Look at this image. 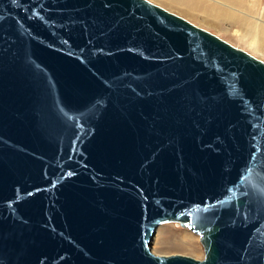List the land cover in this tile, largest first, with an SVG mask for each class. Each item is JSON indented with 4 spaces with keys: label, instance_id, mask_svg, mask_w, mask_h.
<instances>
[{
    "label": "water",
    "instance_id": "95a60500",
    "mask_svg": "<svg viewBox=\"0 0 264 264\" xmlns=\"http://www.w3.org/2000/svg\"><path fill=\"white\" fill-rule=\"evenodd\" d=\"M0 264H264V61L148 0H0Z\"/></svg>",
    "mask_w": 264,
    "mask_h": 264
},
{
    "label": "rangeland",
    "instance_id": "374dc122",
    "mask_svg": "<svg viewBox=\"0 0 264 264\" xmlns=\"http://www.w3.org/2000/svg\"><path fill=\"white\" fill-rule=\"evenodd\" d=\"M148 1L185 18L189 22L208 30L209 32L226 40L230 44L238 48H241L246 52L250 53L251 55L264 61V52L259 50L256 46L260 42V35L258 33L256 35H250L249 33H245L244 27L232 21L228 22V20L223 21L225 29L223 30L216 29L207 24L199 22L198 20L193 19L185 14H182L174 9H171L157 0H148ZM204 1L210 5H215L218 7L228 9L229 11L235 13V15H238L242 18H245L246 20L253 22V24L256 25L255 26L256 28L260 26H264V21L262 19L263 18L262 9L264 7V0H245L246 8L243 9L237 8L236 10L230 9L225 5L216 3L212 0H204ZM253 6L256 8H254ZM244 39L249 41L244 42L243 41ZM153 233L154 234L151 236V239L148 243L149 249L153 253L156 254L179 253V254L189 255L194 258H201L203 256V248L201 243L199 242L198 235L194 234L188 228H185V226L179 224L176 221H166L157 225L155 232ZM188 239H192L194 245L189 246Z\"/></svg>",
    "mask_w": 264,
    "mask_h": 264
},
{
    "label": "bare ground",
    "instance_id": "6f19581e",
    "mask_svg": "<svg viewBox=\"0 0 264 264\" xmlns=\"http://www.w3.org/2000/svg\"><path fill=\"white\" fill-rule=\"evenodd\" d=\"M157 1L163 3L164 5L168 6L171 9H174L182 14H185L193 19L198 20L199 22L207 24L216 29H220V30L225 29L223 21L228 20V22L232 21L244 27L245 33H249L250 35H256L258 33L260 35V42L256 46L259 50L264 52V26H260L256 28L255 27L256 25H254L253 22L246 20L245 18H242L238 15H235V13L229 11L226 8L218 7L215 5H210L206 3L204 0H157ZM212 1L225 5L226 7H229L230 9L236 10L237 8L239 9L246 8L245 0H212ZM262 15H263L262 19L264 21V7L262 9ZM243 41L247 42L249 40L244 39ZM185 228L187 227L185 226ZM155 229L156 227L154 228L153 232H155ZM193 233L197 234L196 232H193ZM153 234L154 233H152V235ZM188 240H189V244H188L189 246L194 245V242L192 239H188Z\"/></svg>",
    "mask_w": 264,
    "mask_h": 264
}]
</instances>
